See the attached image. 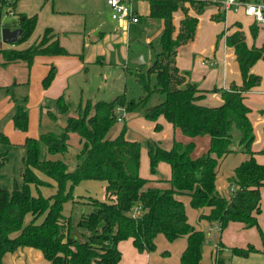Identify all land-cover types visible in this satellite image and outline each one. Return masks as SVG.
<instances>
[{
	"label": "trees",
	"instance_id": "obj_1",
	"mask_svg": "<svg viewBox=\"0 0 264 264\" xmlns=\"http://www.w3.org/2000/svg\"><path fill=\"white\" fill-rule=\"evenodd\" d=\"M18 2L0 0V29L17 26L23 30L20 38L12 43L15 45L30 38L37 21L36 15L27 17L17 13ZM188 4L189 7H185V3L178 0H149L151 19H172V14L178 10L184 17L175 37L172 23L160 35V52L155 54L152 67L147 72L139 67L134 74L142 92L138 99H129L124 92L107 101L88 99L83 107H79L77 116L66 119L60 134L46 132L38 138H26L22 146L20 179H13L10 187L0 185V263L5 254L29 247L41 251L50 264H121L119 242L131 239L139 253H151L155 251L156 236L162 234L168 242L186 236L187 245L180 256V264H199L206 233L195 230L188 223L184 204L177 199L184 195L189 196L193 209L210 208V213L201 218L216 224L219 235L230 222L242 223L246 228L255 227L262 239L261 252L264 253V238L256 219L260 212V188L264 186V165L254 160L251 149L253 129L247 117L249 109L243 103V94L260 83V77L250 73V69L259 60L264 62V43L260 47H248L241 30L227 35L225 42L234 49L241 85L231 84L228 90L198 89L196 84L188 81L187 73L180 72L176 66L178 49L194 39L198 25L197 17L189 16L186 8L199 15L206 8L220 4L214 0L190 1ZM6 16H13L15 20L3 22ZM211 18L216 22L224 21V13L218 12ZM257 30L251 25L252 38L256 37ZM39 55L69 53L51 28H46L39 41L26 49L0 48L2 65L25 62L29 68ZM54 77L55 68L51 67L42 81L44 89L50 86ZM208 92H219L223 103L218 107L199 105L198 101ZM154 93L163 95L164 100L142 113L145 120L156 122L163 117L186 137H209L208 148L197 157L193 156V142L184 144L173 139L169 149L161 147L158 141L146 142L150 173L155 174L162 162L170 167V178L159 180L158 183L163 185L160 187L139 176L140 145L126 139L125 125L114 138H107L118 121L116 109L133 113ZM26 102V97L15 102L12 116L14 128L21 132L27 131L28 126ZM55 105L58 114L68 112L62 96ZM48 116L53 121L57 119L51 112ZM160 129L157 124L155 130ZM70 134H77L82 144L79 155L82 161L72 171L63 160L47 158V155L67 152ZM0 144H8L1 134ZM237 152L247 154L249 159L234 170L230 178L233 190L226 199L215 189L216 168L218 160ZM7 162L8 154H0V168ZM35 171L55 182L53 195H31L30 185L51 187ZM89 180L106 182L105 200L87 198L91 211L82 214L73 226L70 218L63 216V206L73 201L74 188ZM134 207L140 209L136 217L130 215ZM28 215L31 220L25 223ZM77 230L81 231L80 238L73 236V231ZM221 248L219 240L215 264H222ZM230 252L242 256L259 250L249 245L246 249H230Z\"/></svg>",
	"mask_w": 264,
	"mask_h": 264
},
{
	"label": "crops",
	"instance_id": "obj_2",
	"mask_svg": "<svg viewBox=\"0 0 264 264\" xmlns=\"http://www.w3.org/2000/svg\"><path fill=\"white\" fill-rule=\"evenodd\" d=\"M188 5V3H185V7H188ZM133 7L139 13V22L127 25L111 21L110 10L105 0H19L17 13L24 14L27 17L36 15L35 29L30 38L19 45L7 44L5 46L0 38V48L26 49L39 41L46 28H51L58 34L60 45L65 48L69 55H39L34 58L29 68L25 62L2 65L0 58V134L8 140V144H0V154L4 152L8 154L7 164L0 168V185L10 187L13 179H20V167L18 173L14 174L15 176H9L6 171V169L9 170L13 167L10 165L12 154L16 155L21 166V158L24 154L22 146L26 138H38L40 134L46 133L41 132V126L45 119L51 120L48 112L58 115L55 101L61 96L66 100L68 93L78 83L77 77L82 72L84 74L88 73L86 65H93L98 69L90 77H94L96 85L98 84L97 90L101 91L102 89L98 88L99 85L107 83L109 79V74H106L105 69L122 66L127 74L135 78L134 74L138 68L146 64L144 54L139 49L141 41L128 40L130 39L131 30L145 32L147 37L145 42L154 47L152 45L156 41L152 40L162 34L165 26L162 25L154 33L151 32L156 20L149 18V0H134ZM186 9L189 16L197 17L198 25L194 39L178 49L176 66L179 71L187 73L188 81L196 84L200 90L211 91L214 88L228 90L231 84L241 85L242 80L234 49L226 45L225 38L227 35L241 30L245 35L248 47H260L264 43V23H256L251 16L245 15L243 11L225 12L224 21L216 22L211 18L219 12L215 6L206 8L199 15L190 8ZM183 17L184 14L180 10L172 14L174 37L178 33L179 23ZM142 19L146 22L142 23ZM14 20L15 18L11 16L7 23H12ZM238 25H240V28H238ZM251 25L258 28L255 39H252L250 35ZM139 27L142 29H139ZM8 28L18 27L11 26ZM131 46L136 49L131 50ZM80 55L82 59H80ZM140 58L144 59L143 64L136 63L137 59L140 60ZM126 60H129L132 64L130 69L126 64ZM51 67L55 68V77L50 86L44 89L42 81ZM150 68L151 66L143 67V70L148 71ZM109 73L111 74V72ZM250 73L259 76L260 83L243 94V103L249 109L247 117L253 129L254 139L251 149L254 160L257 164L264 165V62L262 60L257 61L251 67ZM90 95L93 98L87 99L96 102V94L93 90ZM111 95H107L109 100L115 97V95L113 97ZM24 97L27 98L28 126L27 131L21 132L14 128L12 116L15 110V102H19ZM222 103L223 99L219 92H208L202 100L198 101L199 105L206 107H218ZM48 104H51V106ZM49 107L55 108V111L50 110ZM127 122L129 127L145 134L149 140L158 141L161 147L165 149L170 148L173 139L184 144L193 142L195 145L193 156L195 157L201 155L208 148V136L186 137L179 130L174 129L163 117H159L156 122H151L135 113H124L122 120L117 123L126 125ZM157 124L161 127L159 131L155 130ZM126 128L127 136L129 130L127 126ZM140 140L142 141H132L141 142L142 144L146 141L143 138ZM248 159L247 154L237 152L225 155L218 160L215 189L221 197L226 199L230 197L233 189L230 178L233 176L234 170ZM165 164L162 162L158 166L159 171L164 172L163 177L165 179L151 175L147 179L151 181V185L163 186L158 181L170 178V167ZM35 174L40 179L50 183L51 187L41 186L36 188L34 185H30L31 195L34 197L38 194L43 197L53 195L55 193V182L38 171H35ZM105 187L106 182L102 181L89 180L79 183L74 188L73 201H69L63 206V216L71 220L73 217L71 212H73L75 206L86 207V211L82 212L81 210L77 214L75 218V222H77L79 217L82 214H87V211L91 208L87 203V198L105 200ZM90 193L100 195H91ZM177 199L184 204L188 223L195 230L206 233V241L203 245L199 264H215L217 258L216 245L219 240L222 244L220 249L222 264H264V253L261 252L263 242L255 227L246 228L242 223L230 222L219 235L216 224L201 218V216H207L210 213V208L193 209L187 195L178 196ZM66 210L69 215L66 214ZM259 210L256 219L264 238V186L260 188ZM30 220L31 216H26L25 223ZM38 221H41V219ZM76 232L81 233L80 230ZM154 243V252L139 253L134 248L131 239L119 242L117 248L121 254V264H130V261L131 264H180V256L187 245V237L184 236L174 242H168L162 234H159L156 236ZM249 245L259 250V252H249L242 256L233 255L230 252V249H246ZM0 264L50 263L44 259L41 251L25 247L18 249L16 252L5 254Z\"/></svg>",
	"mask_w": 264,
	"mask_h": 264
},
{
	"label": "rangeland",
	"instance_id": "obj_3",
	"mask_svg": "<svg viewBox=\"0 0 264 264\" xmlns=\"http://www.w3.org/2000/svg\"><path fill=\"white\" fill-rule=\"evenodd\" d=\"M188 7H189V5H188ZM216 8L218 9V11L220 13H224L221 5H219V7L217 6ZM9 18H10L9 16L4 17L3 22H8ZM155 20H156L155 25L153 26V28H151L152 33H154L156 30H158L162 25L165 26V28L163 29V31H164L172 23V19H155ZM144 22H146V21L142 19V23H144ZM139 29H142V28L139 27ZM151 32H150V34H152ZM145 34L146 33L142 32V31L131 30L130 39H128L129 41H141L139 43V49L142 50V52L144 54V58L146 60V64L143 66L144 68L148 67V66L152 67L155 54L160 52V46H159L160 35L155 37L152 40V41H156V42L154 43V45H152L154 47H151L150 44L145 42V41H147V37ZM250 35H251V33H250ZM255 38H252V39H255ZM4 45L7 46V44H5V43H4ZM130 48H131V50L136 49L133 46H131ZM82 54H83V52H82ZM142 61L144 62V59ZM126 64H127L128 68L130 69L132 64L129 62V60H126ZM86 66L88 67V73H85L86 74L85 75L82 72L77 77V80H78L77 85L68 93V97H66V100L64 99L65 103H67V105H68V112L66 114H58L57 119L55 121L45 119L42 126H41V129H42L41 132L43 131V132H52L54 134H60L62 132L65 124H66V119L68 117L77 116L79 107L80 106L83 107L85 105L86 101L88 100L87 98H93L90 95L92 90L94 91V94H96L95 95V97L97 99L96 101H99V100L107 101V100H109L107 97L108 94H110V95L112 94L111 96L113 97L114 95L117 96L119 94H122L123 92L125 93L126 97L129 99L130 98L138 99V97H140L142 95L141 89L138 86V84L136 83L135 78L133 76L127 74L124 71L122 66H115L113 69L107 68L104 70L106 72V74L107 73L109 74V75L107 74L109 76L108 77L109 79H108L107 83H105V84L102 83L101 85H99L98 88L102 89L101 91L97 90L98 84L96 85L94 77H90L93 75V73H96V71L98 69L95 68L93 65H86ZM143 67H142V71L147 72L146 69L143 70ZM109 72H111V74ZM153 79H154V76L152 77V80ZM112 80H113L114 84L112 83ZM123 88H124V90H123ZM163 100H164L163 95L158 94V93H154L150 96V98L147 100V102L144 106H139L133 113H135L136 115H140L142 117L143 112L151 110L154 106L163 102ZM48 105L51 106V104H48ZM49 108H51V107H49ZM50 110L55 111V108L52 107ZM116 113L118 115V121L122 120V115L125 113L124 110L122 108H118V109H116ZM128 122L125 125L128 127V130H129L127 133V136L125 134V136L127 137V140L142 141V140H140L142 138H143V140H146V141H144V144H142L141 142L139 143V145H140L139 176L143 179H148L149 176L153 175V176H158L161 179H165V177H163V175H165V174L163 171H159V167H157L155 174L150 173L148 156H147V149H146V142H147V140H149V138L147 136H145V134H141L140 132H138L134 128L129 127ZM122 127H123V124L116 123V125L113 128H111V130L108 132L107 138H114L120 132ZM145 138H148V139H145ZM81 149H82V144L79 142V136L77 134H70L67 152L65 154H58L55 156H48L47 155V158L63 160L67 164L68 170L72 171L76 167V165L82 161V158L79 157ZM19 162L20 161L17 159L16 155L12 154L10 165L13 167L9 168V170L6 169L7 174L9 176L14 175L15 173H18V169L20 167ZM83 193H84V191H83ZM90 194L94 195L97 193H90ZM97 195L99 196L100 194H97ZM81 210H82V212H84L87 210V208L86 207L83 208V206L82 207L81 206H79V207L75 206L73 208V212H71V214L73 213L72 214L73 217L71 219L73 226H75V223H76L75 218H76L77 214L79 213V211H81ZM90 211H91V208H90V210L87 211V213H89ZM66 212H67L66 214L69 215V212L67 210H66ZM73 233H74L73 236H75L76 238H80L79 232L73 231ZM130 264H131V261H130Z\"/></svg>",
	"mask_w": 264,
	"mask_h": 264
},
{
	"label": "built area",
	"instance_id": "obj_4",
	"mask_svg": "<svg viewBox=\"0 0 264 264\" xmlns=\"http://www.w3.org/2000/svg\"><path fill=\"white\" fill-rule=\"evenodd\" d=\"M134 0H105L110 10V19L116 23L136 24L139 22V13L133 7ZM184 3L201 0H178ZM218 2L223 12L243 11L251 16L258 24L264 23V0H214ZM233 190V189H232ZM140 214V209L134 207L130 213L132 217ZM214 237V236H213Z\"/></svg>",
	"mask_w": 264,
	"mask_h": 264
},
{
	"label": "water",
	"instance_id": "obj_5",
	"mask_svg": "<svg viewBox=\"0 0 264 264\" xmlns=\"http://www.w3.org/2000/svg\"><path fill=\"white\" fill-rule=\"evenodd\" d=\"M22 32H23V30L21 28L10 29L8 27H3L0 29L1 41H2V43H5V44H12L20 38V36L22 35ZM136 63L137 64H141V63L143 64V61L140 58V60L137 59Z\"/></svg>",
	"mask_w": 264,
	"mask_h": 264
}]
</instances>
